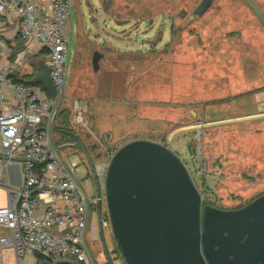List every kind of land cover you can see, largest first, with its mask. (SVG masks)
I'll return each mask as SVG.
<instances>
[{
	"label": "rangeland",
	"instance_id": "rangeland-1",
	"mask_svg": "<svg viewBox=\"0 0 264 264\" xmlns=\"http://www.w3.org/2000/svg\"><path fill=\"white\" fill-rule=\"evenodd\" d=\"M69 1L72 27L67 37L65 89L68 100L87 101L94 134L85 132L84 114L83 124L73 135L77 145H83L87 151L96 144L99 149L109 147L115 152L135 138L168 136L180 126L193 124L198 118L193 117L194 112L208 122L213 116L208 111L201 114L199 106L210 101L200 97L212 94L217 87L225 88V83L211 81V63L215 61L232 65L227 87L233 88L234 106L228 115L241 116L249 111L264 110V94H261L264 92V29L241 0H212L209 9L193 20L186 16L200 0H99V4L94 0ZM254 1L264 13V0ZM226 9H233L235 21L239 22L234 31L224 28H227L223 25ZM182 10L186 12L185 17H179ZM237 16L242 19L239 21ZM90 17L97 26L90 22ZM183 45L186 60L181 59L179 52ZM207 46L218 48L202 49ZM94 51L102 54L97 72L92 70L91 64ZM40 60L43 57L28 58L31 71L37 70ZM252 93L257 94L249 95ZM247 97L253 101L247 104ZM121 126L133 128L136 133L120 135L117 128ZM151 126L154 133H144ZM257 129H260L258 133ZM200 132L208 164V173L201 181L196 180L197 166L190 159L192 151L188 149L189 156L186 150L187 145H193L197 133L175 135L169 147L189 169L201 194V209L204 206L239 209L264 192V118L250 124L234 123L216 131L209 128ZM255 139L259 140L257 163L251 172L253 178L240 180L231 176L220 180L219 173H245ZM66 157L80 162L79 184L86 193L90 212L89 195L95 188L92 180L85 177V169L88 170L77 153ZM256 171H259L258 179L254 178ZM99 182L102 185L101 179ZM5 202L0 188V206ZM98 208L102 210L99 215L95 212L96 222L106 233L107 244L112 249L109 251L105 245L107 252L109 255L113 252L126 264L112 230L107 201L103 200ZM87 250L93 255L90 248ZM3 255L4 264H16L12 249H5Z\"/></svg>",
	"mask_w": 264,
	"mask_h": 264
},
{
	"label": "built area",
	"instance_id": "built-area-1",
	"mask_svg": "<svg viewBox=\"0 0 264 264\" xmlns=\"http://www.w3.org/2000/svg\"><path fill=\"white\" fill-rule=\"evenodd\" d=\"M0 14L15 18L19 39L23 42L33 40L44 50L55 89L51 98L39 85L15 81L11 72L21 68L22 56L8 65L0 64V187L6 198L5 205L0 206V264H4L5 249L13 250L16 264H23L31 253L43 259L39 264L61 261L93 264L84 241L87 197L77 182L78 166L70 163L66 167L49 141V121L56 107L67 99L70 1L0 0ZM5 45L6 40L0 36V51ZM71 102L74 122L83 124L87 101L74 98ZM196 133L191 159L197 166L196 180L201 181L208 173V164L203 155L201 132L197 130ZM136 140L164 145L159 137L130 141ZM166 148L173 152L169 144ZM115 152L112 151L103 163L94 165L96 175L102 178L103 188L89 198L93 206L106 200L104 182ZM15 165L21 168L22 182L11 186L5 177L8 168ZM184 166L195 186L189 169Z\"/></svg>",
	"mask_w": 264,
	"mask_h": 264
},
{
	"label": "water",
	"instance_id": "water-1",
	"mask_svg": "<svg viewBox=\"0 0 264 264\" xmlns=\"http://www.w3.org/2000/svg\"><path fill=\"white\" fill-rule=\"evenodd\" d=\"M242 1L264 29V13L258 4L254 0ZM210 4L211 0H201L192 17L201 16ZM101 57L98 51L93 52L94 70ZM38 66L41 72L25 83L41 85L52 98L55 89L49 67L43 60L38 61ZM262 117L264 113L188 124L168 136H158L163 146L136 140L115 152L104 191L112 230L126 264H264V194L239 209H201L200 195L184 164L166 148L183 131ZM82 149L99 194L95 166L87 149Z\"/></svg>",
	"mask_w": 264,
	"mask_h": 264
},
{
	"label": "crops",
	"instance_id": "crops-1",
	"mask_svg": "<svg viewBox=\"0 0 264 264\" xmlns=\"http://www.w3.org/2000/svg\"><path fill=\"white\" fill-rule=\"evenodd\" d=\"M95 2H97V4H99V0H94V3ZM211 4H212V1H211ZM211 4H210V6H211ZM209 7L206 9V11L209 9ZM224 13H226V18L224 19L226 21L223 25H227V28L226 27H224V28L229 30V31H234L236 28H238V25H239V22L235 21L236 14L234 13V10L233 9H228V10L226 9V11ZM92 14H94V13H92ZM101 14L102 15L104 14L103 17L107 18L106 17L107 14L105 15L104 12H102ZM85 16H86V14H85ZM185 16H186V14L184 16H181V14L179 15V17H185ZM201 16H194L193 15V17H192V13H189L186 16V18L188 20H193V19H195V17H201ZM86 18H88V17L86 16ZM90 18H91L90 22L94 23L95 26H97V23H95L93 21L94 18L93 17H90ZM237 19L240 21L242 18L240 16H237ZM232 23H234V26L231 25ZM229 24H230V26H229ZM71 27H72V19L70 20L69 33L71 31ZM0 36L6 40L5 47L3 48L2 51H0V64L8 65L13 59H15L17 57H21V56L24 59V62L22 64L21 68L19 70H12V72H11L14 80H16L17 82H24L25 83V82H28L29 79L34 77L36 74L41 72V69L39 66L37 67V70L35 72L31 71V67L27 61H28V58L31 56H37L39 59H41L43 57V61L45 62L44 50L42 48H40V46L38 44H36L33 40L23 42L21 39H19V37H18V24H17V21L15 20L14 17L11 18V17L4 16V15L0 14ZM210 47L218 48V46H207V47H203L202 49H208ZM179 52L182 53L181 59L186 60V55H185L186 54V46H184V45L181 46L179 49ZM211 67L213 68V70L211 71V81H215L217 84L225 83L224 84L225 88L223 89L221 87H217V89H215V91H212V94H207L206 96L204 95V96L200 97L201 100L207 99V101H210L209 104L204 102L205 105L201 104L199 106L201 114H203V112L208 111L213 116V118L208 120V122H215V121H221V120L230 119V118L243 117V116H247V115L264 113V110H258L257 112L256 111L255 112L249 111V112H247L241 116L228 115V114H230L229 111L233 110L232 108L234 106V102H232L233 88H232V86H230L229 88L227 87L228 78H229L228 75L231 74L230 69H231L232 65L227 64V63L225 65L221 64V63L218 64V62L215 61V63H211ZM221 68H224V70L223 71L219 70ZM98 69H99V67H98ZM98 69L94 70L92 67V70L94 72H97ZM229 70H230V72H229ZM39 86H41V85H39ZM107 88L112 90V86L108 85ZM65 91H66V89H65ZM65 93L67 95V92H65ZM256 94L257 93H252L249 95L254 96ZM261 94H264V92ZM252 101H253V99L250 98V100H249V98H248L247 104H248V102L250 103ZM258 102H260V100ZM84 114H85V124H86L85 125V132H88L90 134H94V132H93L94 130L91 127V121L89 118L91 115H90V113H87V110H86V112L83 113V118H84ZM73 115H74V110L72 107V102H71V100H68V96H67V99L62 103V105L56 107L53 118L49 121L50 122L49 141H50V144L57 149L59 156L61 157V160L66 167L70 163H76L77 164V166H78L77 182H78V185L80 186V184H79V180L81 178V176H80V171H81L80 162L71 161L66 157L67 154H70L72 152L77 153L79 155L82 163L85 165V168H87V170H88V171H86V169H85V177H87L88 179L90 178L92 180V183H93L92 185H94V188H95V181L93 179V173H92L91 168L89 166L88 160H87V158L83 152V149H82L83 145L82 146L77 145V140H75V138H73V135L75 134L74 131L76 132L78 130V128L81 127L80 124H77L74 122ZM193 115H194L193 117L198 116V118L193 120L194 123H200V122L206 123L207 120L201 119V117H200L201 115H199L198 112H194ZM262 118H264V117H262ZM260 119L261 118L253 119V120H247V121L227 123V124H221V125H214V126H211L208 128H203V129L207 130V129L211 128V129H213V131H216V130L222 128L223 126H229L230 124H234V123L250 124L251 122H254L255 120H260ZM47 122L48 121H45V123H47ZM149 128H150V130H144V133L147 134L149 132L151 135L152 133H154V129L152 126ZM200 130H202V129H200ZM135 131H136L135 129H133V128L129 129L126 126H121V127L117 128V132L120 135H123L125 133L135 134L136 133ZM196 131L191 130V131H183L180 133H187V132L192 133V132H196ZM259 131H260V129L256 130L257 133ZM180 133H178V134H180ZM257 135L260 136V134H257ZM188 140H187V142H188ZM258 140L259 139L254 140L255 144H254L253 148L251 149V153L253 155L250 157V160L248 163L249 165L246 168V171L244 174H242L241 172L239 174L234 172V174H232V175H230L227 172L222 173V174L219 173L218 178L220 180H222V179L225 180L231 176H233L234 179H240V180L249 179L248 177L253 178V176L251 175V172H253L254 164L257 163L256 157H257V152H258V144H257ZM94 145H96V144H93L90 146V148L88 149V152H90L89 155L92 158L93 164L96 166L97 164H101L104 161H106L109 158V157L106 158V156L110 155V153L112 152V149H114V148L110 149L109 147H103L102 149H99L97 145L95 146V148H92ZM187 146H186V148H187L186 150L188 151L189 156H190V152L188 149H190L192 151L193 146L192 145H187ZM114 147H116V146H114ZM99 153H102V154H100L99 157H96ZM190 159H191V157H190ZM191 161H192V159H191ZM192 163L194 164L193 161H192ZM244 168L245 167H243L242 169H244ZM97 177H98V182L100 179L102 181L101 176L98 175ZM254 178L255 179L259 178V171H256V173L254 174ZM5 181H7V183H9L11 186L19 185L22 182V171H21L20 166L15 165V166L9 167L7 170V175L5 177ZM99 185H100L99 192H101V189L103 188V181H102V185L100 184V182H99ZM1 189H3V188H1ZM96 194H97V191L95 189V191L92 193V195H89V198H91L93 195H96ZM262 194H264V192L261 193L260 195H262ZM91 206H92V208H91L90 212H88V209H87V213H88L87 225H86L85 233H84L85 245H87V247L93 251V255L91 252H88V255H89L91 261L93 262V264H106V263L107 264H123L122 261L119 258H117L113 252L110 255L108 254L107 247H106V246H108L107 241H106L107 240L106 233H104V231H102L101 226L99 224H97V222H96L95 212H97L99 215V213L101 212L103 207L99 209L98 208L99 204L95 208L93 205H91ZM225 209L233 210V208H231V207H225ZM97 248L99 251L97 250ZM108 248H109V246H108ZM110 250H112L111 247L109 248V251ZM42 261H43V259L38 254L31 253V254L27 255L25 264H37L40 262L43 263L44 261L43 262ZM56 264H62V262H57Z\"/></svg>",
	"mask_w": 264,
	"mask_h": 264
},
{
	"label": "flooded vegetation",
	"instance_id": "flooded-vegetation-1",
	"mask_svg": "<svg viewBox=\"0 0 264 264\" xmlns=\"http://www.w3.org/2000/svg\"><path fill=\"white\" fill-rule=\"evenodd\" d=\"M211 1H212V0H211ZM200 2H201V0L199 1V3H200ZM199 3H198V4H199ZM198 4H196V6H197ZM196 6H194V8H195ZM194 8H193V9H194ZM193 9H192V11H193ZM192 11H191V13H192ZM180 14H182V15L184 16V15L186 14L185 10H182L181 12H179V15H180ZM94 158H95V157H94ZM91 160H92V158H91Z\"/></svg>",
	"mask_w": 264,
	"mask_h": 264
},
{
	"label": "trees",
	"instance_id": "trees-1",
	"mask_svg": "<svg viewBox=\"0 0 264 264\" xmlns=\"http://www.w3.org/2000/svg\"><path fill=\"white\" fill-rule=\"evenodd\" d=\"M16 81V80H15Z\"/></svg>",
	"mask_w": 264,
	"mask_h": 264
}]
</instances>
